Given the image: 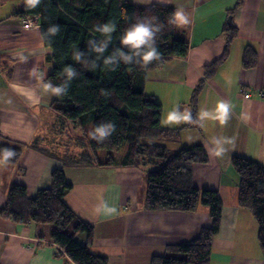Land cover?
I'll return each instance as SVG.
<instances>
[{
	"label": "crops",
	"instance_id": "0c3cea01",
	"mask_svg": "<svg viewBox=\"0 0 264 264\" xmlns=\"http://www.w3.org/2000/svg\"><path fill=\"white\" fill-rule=\"evenodd\" d=\"M131 2L174 7L190 21L176 22L178 35L188 41V55L150 71L145 92L162 106V127L181 130L179 140L169 145L172 151L202 145L208 154L209 163L194 171V183L200 190H216L223 202L209 264H264L258 224L239 205L238 177L231 165L234 157H243L264 166V0ZM22 7L21 0H0V145H29L40 137L46 144V133L57 124L52 105L58 97L44 84L53 69L51 50L38 18L14 16ZM227 25L236 29L235 35L225 31ZM248 47L257 52L253 68L243 64ZM222 103L228 106L226 118ZM194 112L199 126L187 127ZM60 168L73 184L65 203L94 227L90 250L107 257L109 264H151L211 224L203 207L195 213L147 211V173L153 167H64L58 157L32 148L16 165L0 160V209L11 185L25 186L34 197L51 186L52 172ZM79 240L84 242V237ZM57 252V246L36 237L33 224L0 217V264H75Z\"/></svg>",
	"mask_w": 264,
	"mask_h": 264
},
{
	"label": "trees",
	"instance_id": "16d2710c",
	"mask_svg": "<svg viewBox=\"0 0 264 264\" xmlns=\"http://www.w3.org/2000/svg\"><path fill=\"white\" fill-rule=\"evenodd\" d=\"M21 1L23 7L14 16L38 18L44 44L51 50L48 61L53 64V69L44 84L47 87L49 84L63 85L65 68L69 65L78 75L70 81L66 94L57 96L58 100L52 105L57 124L46 133L47 143L44 144L41 137L29 145L4 142L0 145V160L3 162L4 151L11 149L15 155L4 163L16 165L24 151L32 148L58 157L64 167H153L155 169L147 173V211L195 213L203 207L208 210L211 224L200 231L199 237L169 247V254L154 257L151 264H209L212 242L221 229L223 202L216 190H200L194 183V171L209 163L208 154L202 145L172 151L169 145L179 140L181 130L162 127V106L145 92L150 71L172 58L188 55V41L178 35L174 22L176 8L156 4L138 7L131 0H41L32 8L26 0ZM152 18L161 26L156 45L162 55L146 67L121 63L112 71L102 60L96 61L93 67L91 63H79L74 59V53L81 51L86 53L82 61L95 60L96 54L89 50L88 43L103 39L95 30L96 25L108 22L116 25L104 53L108 56L121 47V36L131 25ZM54 26H58L59 31L51 36L48 30ZM225 31L236 34V29L229 25ZM256 62L257 52L246 48L244 66L253 68ZM199 123L194 112L187 127H198ZM107 124L113 126L109 134L96 136L95 129ZM124 146L126 150L117 161L116 153ZM231 165L238 177L239 205L252 212L264 252V166L243 157H234ZM72 189L73 184L62 168L52 172L51 186L38 191L34 197L28 195L25 186L11 185L0 217L19 224H33L40 241L57 246V255L75 264H109L107 257L90 250L94 227L80 220L65 203V197ZM80 236L84 237V242L79 240Z\"/></svg>",
	"mask_w": 264,
	"mask_h": 264
},
{
	"label": "clouds",
	"instance_id": "9594fccd",
	"mask_svg": "<svg viewBox=\"0 0 264 264\" xmlns=\"http://www.w3.org/2000/svg\"><path fill=\"white\" fill-rule=\"evenodd\" d=\"M142 2V0H141ZM163 3H167L168 0H161ZM26 3L35 8L41 3V0H26ZM155 18L145 19L136 22L131 25L121 36L120 43L121 47L115 49L110 55L104 56V53L108 50L109 44L112 40V33L116 31V25L114 22H108L103 25H96L95 30L103 36L102 40H91L89 41V50L96 54L95 60L90 62L82 61V57L86 56L85 52L76 51L74 53V59L79 63H91L93 67L96 66V61L102 60L103 64L112 71L120 66L121 63L130 65L133 63L142 64L144 67L149 65L154 60L161 59V53L158 51L156 45L157 33L161 31V26L154 23ZM174 22H179L183 25H187L190 21L188 16L183 10L176 11L174 14ZM59 27L54 26L48 30V34L54 36L58 33ZM127 49V51H125ZM66 80L63 85L53 86L48 85V88L56 96L66 94L68 86L73 77H76L78 73L72 66L65 68ZM223 113L228 112V106L225 104L220 105ZM171 115H176L175 113ZM224 122V121H223ZM111 124L101 125L94 131L96 136L105 137L109 134V130L112 129ZM224 150H221L222 154ZM15 155L11 149H6L3 153V162H7L11 157ZM110 213H115V208L108 209Z\"/></svg>",
	"mask_w": 264,
	"mask_h": 264
},
{
	"label": "rangeland",
	"instance_id": "374dc122",
	"mask_svg": "<svg viewBox=\"0 0 264 264\" xmlns=\"http://www.w3.org/2000/svg\"><path fill=\"white\" fill-rule=\"evenodd\" d=\"M24 20H27V19H24ZM75 149H77V148H75ZM125 150H126V146H124L123 147V149L120 151H117V153H116V159H117V161H120V159L122 158V156H123V154H124V152H125ZM62 151L63 152H65V148H63L62 147ZM104 157V155H102V158ZM106 158V157H105ZM104 159V158H103Z\"/></svg>",
	"mask_w": 264,
	"mask_h": 264
},
{
	"label": "built area",
	"instance_id": "2783aa9c",
	"mask_svg": "<svg viewBox=\"0 0 264 264\" xmlns=\"http://www.w3.org/2000/svg\"><path fill=\"white\" fill-rule=\"evenodd\" d=\"M27 20H34V19H27ZM35 20H36V18H35ZM36 21H38V20H36ZM250 96H251V95H250V94H248V93H247V94H245V97H246V98H249Z\"/></svg>",
	"mask_w": 264,
	"mask_h": 264
}]
</instances>
